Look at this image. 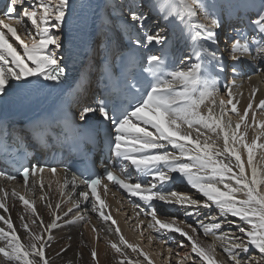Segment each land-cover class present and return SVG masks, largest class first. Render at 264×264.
<instances>
[{
  "label": "snow or ice",
  "instance_id": "obj_1",
  "mask_svg": "<svg viewBox=\"0 0 264 264\" xmlns=\"http://www.w3.org/2000/svg\"><path fill=\"white\" fill-rule=\"evenodd\" d=\"M150 13L163 20L155 30L152 23L158 21H150ZM233 18L237 23L230 22ZM226 24L232 35L221 48ZM93 26L97 35L119 37L88 48L89 70L95 57L101 61L99 94H90L86 73L70 83L79 40ZM178 43L183 50L174 53ZM249 68L256 69L253 75L264 74V0H105L98 18L90 0H8L0 12V109L13 102L30 104L55 89L78 95L24 126L0 118V163L15 169L0 170V180L15 182L19 175L24 187L21 194L0 185V264H56L49 251L54 230L78 222L94 234L93 243L85 245L88 264H99L96 245L102 233L119 257L117 264H153L106 211L98 189L103 184L106 192L109 183L141 202L136 216L150 217L147 229L169 244L170 257L173 246L190 248L183 256L175 253L178 264H264V166L254 163L257 149L264 150V122L248 139L249 113L254 124L257 109L264 115V99L256 102L259 89L252 87L241 114L234 91ZM50 141L67 144L69 153L79 156L75 171L60 167L64 161L57 155L63 151L49 159L37 156ZM46 172L63 173L62 183L57 181L61 199L55 203L45 191ZM177 181L194 191L175 190ZM37 188L42 210L28 198ZM17 201L23 208L18 226L11 216ZM164 205L193 218L180 220L193 235L178 226L179 217L166 216ZM85 213L95 214L102 226L92 225ZM164 232L180 239L164 240ZM199 233L211 236L212 243L199 244L194 239ZM71 241L68 236L56 252L61 260ZM81 257L77 251L67 264Z\"/></svg>",
  "mask_w": 264,
  "mask_h": 264
},
{
  "label": "bare ground",
  "instance_id": "obj_2",
  "mask_svg": "<svg viewBox=\"0 0 264 264\" xmlns=\"http://www.w3.org/2000/svg\"><path fill=\"white\" fill-rule=\"evenodd\" d=\"M90 2L92 3L94 9L96 10V5H97V18L98 15L101 11V9L103 8V5L105 3V0H90ZM127 2V0H126ZM147 2V0H146ZM254 2L259 3V0H254ZM20 7V6H19ZM227 10V9H225ZM228 11V10H227ZM225 18L227 19V13ZM158 21V23H152V28L153 30H155L158 26H161L163 24V20L159 19V17L157 15H153L152 13H150V21ZM201 20L203 21V19L201 18ZM227 25V24H226ZM228 27V26H227ZM96 32L95 27L93 26L92 28H90L88 30V33L86 35H83V38L85 40V42H89L90 45H93V40H94V36L91 33L92 32ZM165 34V33H162ZM106 38H108L109 41L113 40L114 37L112 36V33H109L108 35H106ZM224 41V40H222ZM14 43V41H13ZM102 43V42H101ZM97 45V44H96ZM222 45V44H221ZM15 46V45H14ZM178 47L179 50H183L181 48V45L178 43ZM225 47V46H224ZM22 52V50H21ZM227 53V51H225V54ZM95 58H94V66L91 68V70L94 71V73L96 74V70L98 68V61H96L95 63ZM100 61V59H99ZM84 63L86 65H84ZM81 62L80 68L78 70V73L74 76L71 84H74L75 81L80 77L81 73H86V75L89 77L90 79V94L94 91V85L91 86L93 84L94 78H95V74L91 75L89 74V68L88 65L90 63V61L87 60L86 58V62ZM230 63V61H229ZM257 63H261V61H257ZM256 72V69H255ZM251 75V80L248 79V76ZM237 85L238 88L235 89L234 91H237L239 94L237 96V98L240 100V103L237 105L238 110L241 112V114L243 113V110L245 109L247 103H248V96L250 94V89L252 87H256L259 89L256 97H255V101L258 102L260 99H264V74H258V75H253L249 72H245L244 77H242L240 80L237 81ZM96 87V86H95ZM74 94V97L77 96V93H68L65 94L64 92H61L59 97L60 98H64L69 100L70 96ZM222 94V93H221ZM225 99H227V97H225ZM74 102V98L71 100V103ZM254 108H256V103H254ZM203 111H206V109H203ZM44 112V111H42ZM218 112V109H217ZM235 116V115H234ZM251 117V112L249 113V119H248V123L251 125V129L249 130L248 133V139L249 142L251 141V139L259 134V132L261 131L259 129V124L260 122H264V115H261L259 110L257 109L256 111V122L253 124V122L250 119ZM236 119L233 118V125L236 123V121H234ZM242 130H243V126H242ZM262 140H264V137H262ZM220 143L222 144V141H220ZM246 160V154H244L243 157ZM254 163H256L257 165L260 166H264V150H260L257 149V151L254 153ZM62 178H63V173H58L56 176H51L48 173H44L43 175V182L46 185L45 191L48 192L49 198L51 199L52 203H55L58 199H61L59 192H58V184L57 181H60L62 183ZM181 182L182 181H177L175 184L172 185V187L174 188L175 185V190L179 191L182 186H181ZM51 184V190L49 191L47 189V185ZM82 188V185H81ZM190 188V186H189ZM5 189H7L9 192L13 189H15L17 192H20L21 194H23L24 192V187L21 186L18 182L9 184L8 186H5ZM191 189V188H190ZM69 191H71V186H69ZM193 190V189H192ZM76 191H79V189H77ZM194 191V190H193ZM184 194H187L186 192H182ZM41 195V192L39 190V188H37L36 193L31 196L28 197L29 199H35L37 201V208L42 210L43 209V203L39 200V196ZM135 200H138L137 198L133 197ZM102 199L105 201V203L108 205V208L106 209L107 212H110L112 218L117 222V225L120 229H121V234L125 237V239L132 244H137L143 251H145L146 253H148L151 257V259L153 260V264H157V261L151 256V254L148 252L147 248L144 246L143 242L141 239L137 240L133 235H130L126 232V228L124 226V224L122 223V219L117 213V211H123L124 214H127L128 216L131 215V217L133 218V222L136 223V225L138 226V229H140V232L143 228L147 229V223L150 220V217H145L143 214H141L139 217L136 216V212L139 211L137 205H140V201L137 203L136 207H131L127 201L124 198H121L120 196H115L112 197L110 194L109 195H103ZM203 199V198H202ZM9 203L11 204V200L9 201ZM156 203L158 208L160 207L159 202H153ZM164 208H169L170 210H172L171 213L174 214H178V212L176 210V206H169V205H164ZM2 211V210H0ZM116 211V212H115ZM23 212V208L22 205L17 201L16 205L14 208L11 209V216L13 218L14 223H19V213ZM43 216L45 220H48V213L46 211H43ZM126 216V215H124ZM85 217L86 220H91L92 225H95L97 228L102 226V221H100L98 219V217H96L95 214L92 213H85ZM162 220L165 219V216H161L160 217ZM185 218V217H184ZM131 220V219H130ZM140 220H144L145 223L143 225H139V221ZM180 220H184V219H179L177 221V224L179 227L184 228V230L191 232L190 229L185 228V225L183 223H180ZM193 221V219H192ZM207 222V221H205ZM110 223V222H109ZM115 227V226H114ZM150 233L154 234V232H152L151 230ZM81 232H83V236H81ZM19 233L21 235V238H24V233L23 230L20 229ZM168 236H176V234L174 233H166ZM106 234L102 233L101 234V239L99 240L97 246L98 249V253H99V264H117V261L119 260V257L115 255V253L111 250L110 246L107 243V240L104 238ZM71 236L72 237V249L64 255L63 260H61L60 257L56 256V252L59 251L60 247L64 244L67 243V237ZM178 236V235H177ZM202 240L197 241L199 244H201L204 247H207L210 243H212V237L208 236L205 237L202 234ZM108 239H114L113 236H108ZM176 239H180V237H176ZM194 239H196V237H194ZM201 239V238H200ZM94 240V234L91 232V228L89 227H83V222H78L76 225H71L68 227H62L60 229L54 230V235H53V240L51 241V247L49 249L50 254L52 256V259L56 262V264H67V262L71 259H73L75 253L77 251L82 253V257L79 261H74V264H88L89 261V251H88V247H86L85 245H91L93 243ZM168 240V239H165ZM206 240H208L210 243L206 242ZM190 251V248H184L182 251H180L181 256H183V254L185 252ZM222 250L220 249L219 245H217V253L219 254ZM129 252H131V250H129ZM253 252L255 253V256L257 254V257L259 256V253L256 252L255 250H253ZM176 253V252H175ZM174 253V259L175 262L178 259V257L175 255ZM225 255H218V259L219 260H224ZM115 257V258H114ZM141 260L143 259L142 257L140 258ZM192 262V261H191Z\"/></svg>",
  "mask_w": 264,
  "mask_h": 264
},
{
  "label": "rangeland",
  "instance_id": "obj_3",
  "mask_svg": "<svg viewBox=\"0 0 264 264\" xmlns=\"http://www.w3.org/2000/svg\"><path fill=\"white\" fill-rule=\"evenodd\" d=\"M125 2H126V0H125ZM17 7L19 8V6H17ZM96 10H97V5H96ZM96 13H97V11H96ZM92 34L95 35L94 40H93V42H94L93 44H94V48H95L98 44H101V42L106 38V35H108L109 33H105V35H97V33L94 31L91 33V36H92ZM112 36L114 37V39L119 38L118 34L115 32H112ZM14 45H15V42H14ZM221 48H223L222 45H221ZM18 51H21V49L18 48ZM225 56H227V53L225 54ZM96 58H98V56L95 57V59ZM87 60L89 61V58H87ZM96 61L97 60H95V63H96ZM82 62L83 63L86 62V56L85 55H84V59H82ZM84 65H86V64L84 63ZM88 72L91 75V77L93 74H95L94 71L91 69ZM233 118L237 119L234 115H233ZM234 121H236V120H234ZM181 186H182V188L179 190V192H181V193L186 192L187 194H191L193 192V190L190 189L189 186L185 182H181ZM174 189H175V185H174ZM200 199H202V197H200ZM166 209H167V212H166L167 217L177 216V217H179V219H187V221L189 223L192 222L193 218L191 216L184 218V214L182 211L178 212V214H174V213H171L172 210H170L169 208H166ZM117 212H118L117 214L122 219L124 218L122 220V223L124 224L125 228L127 227L126 232L130 235H133L137 240H139V239L142 240V242H143L144 246L147 248L148 252L157 261V264H178V259H180V258H178L175 262L174 253L177 251L180 252L183 249H177L175 246H173V254L170 257L169 253L167 252V248L169 247V244L168 243H161V240H160V238H158V234L156 232L151 230L152 232H154V234H152V233H150V231L146 230L145 228H143L140 232V229H138V226L136 225V223L132 221L133 218L131 217V215L128 216L127 214H124L123 211L122 212L117 211ZM124 215H126V216H124ZM189 234L193 235L191 232H189ZM161 235L163 236L164 240L169 239V237H170L165 233H162ZM201 236H202V233H199L198 235H194V237H196L197 241L202 240ZM150 237H151V240H150ZM176 237L179 238V236H177V235H176ZM206 242L210 243L208 240H206ZM253 255H255L254 252H253ZM256 256H257V254H256ZM182 264H192V262H191V260H186V261H182Z\"/></svg>",
  "mask_w": 264,
  "mask_h": 264
}]
</instances>
